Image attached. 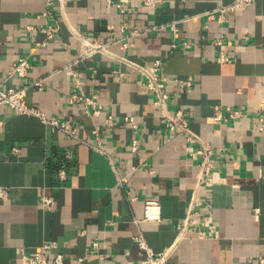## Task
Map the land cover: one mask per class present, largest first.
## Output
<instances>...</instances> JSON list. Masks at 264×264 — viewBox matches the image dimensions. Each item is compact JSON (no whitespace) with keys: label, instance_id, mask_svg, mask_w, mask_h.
Here are the masks:
<instances>
[{"label":"crops","instance_id":"1","mask_svg":"<svg viewBox=\"0 0 264 264\" xmlns=\"http://www.w3.org/2000/svg\"><path fill=\"white\" fill-rule=\"evenodd\" d=\"M231 1L0 0V85H28V104L78 136L0 105V264H30L23 256L42 243H54L47 257L62 253L66 264H133L144 256L139 234L154 252L173 244L166 264H264V0L221 13ZM53 20L60 30L35 49ZM72 27L118 57L145 66L158 60L164 109L119 58L80 59ZM30 53L28 74H11ZM77 85L93 102L88 112L71 97ZM178 111L212 150L219 181L211 186L198 184V144L167 127ZM96 135L114 167L91 147ZM43 194L54 198L51 209L39 207ZM193 198L196 229L213 227L212 235H178ZM149 200L157 220L144 219Z\"/></svg>","mask_w":264,"mask_h":264},{"label":"built area","instance_id":"2","mask_svg":"<svg viewBox=\"0 0 264 264\" xmlns=\"http://www.w3.org/2000/svg\"><path fill=\"white\" fill-rule=\"evenodd\" d=\"M126 1V0H120ZM157 0H144V4L146 6L153 5ZM252 0H232L231 2L222 5L219 10L223 13L226 10H236V9H243L247 5H249ZM209 17H213L212 13H208ZM169 27L172 31H177L176 21H172L169 24ZM61 28L60 22L58 20H53L52 22H47L44 27L41 29L43 37L37 39L35 42V49L43 47L47 45L48 41L53 37V35L59 31ZM72 33L76 37L78 44L81 46V53L80 59H84L95 54L105 55L110 58H119L123 63L134 67L138 73L144 78L146 87L153 91L155 94L154 103L160 105L162 109L165 106V98L166 93L163 91V82L159 76L157 71L158 60L153 61L152 65H142L137 62L128 60L124 57H118L114 54L108 47L107 43H101L96 41L95 39H89L83 33L79 32L77 29L71 28ZM136 30H133L135 33ZM214 45L221 47L223 45V41L221 37L215 38L213 40ZM29 54L20 55L11 71V74L16 75L17 77H25L28 72L32 69V62ZM220 61L226 60V55L224 51L220 48L219 53ZM32 85L41 88L40 81L35 80L31 82ZM186 86H189V82H184ZM28 85H21L18 87H7L0 85V105H5L12 111L17 114L27 115L31 117L38 118L42 123H45L51 127V129H56L61 131L64 135L78 138L77 133L73 127H70L65 121H62L58 118L49 117L43 111H41L38 107L28 104L26 101V92H27ZM72 99L76 101L82 100L85 104V110L88 112V108L86 105L93 103L91 99L85 96L82 88L77 85V89H75L71 93ZM229 110V116L235 117L239 114V111L236 110ZM97 113L96 110L93 111ZM220 118L219 111L215 112L214 119L217 120ZM108 122L110 121V117H108ZM126 120L132 121L131 118H127ZM1 124V120H0ZM167 127L171 132H176L181 134L185 141L189 144H198V149L192 152V155L200 156V161L198 163L199 167V174H198V184L203 186H211L213 183L219 181L218 174L214 171V166L211 160L212 150L208 145L201 144L197 135L194 134L192 131L189 123L186 119L182 118V114L180 111L176 112L174 115L167 118ZM101 139L99 136H95L94 143H91V147L94 148L99 153L104 154L111 165L114 167V161L110 154L106 153L102 146H101ZM133 147H136V141L133 144ZM14 152H18V147L14 145L12 147ZM60 177L64 178V172L60 171ZM125 181L124 178L118 177V184H121ZM6 195V188L0 187V197H4ZM198 203V201L193 198L191 201L190 207L188 212L186 213L185 217L182 221L177 225V233L178 235H185L186 233H190L192 235H196L197 237H205L212 235L214 233V228L209 227L206 230H197L196 225L198 224L197 221V212H193L192 205ZM54 204V198L51 195L43 194L39 199V207L42 209H51ZM209 206V204H206ZM196 214V215H194ZM158 206L156 201L149 200L145 202L144 208V219L145 220H157L158 219ZM135 241L140 250L144 252V256L133 264H166L170 253L173 248L172 245H168L161 249L160 251L154 252L148 246L145 238L142 234H139L134 237ZM54 243H42L39 249L35 250L31 255L26 256L24 255L23 258L27 260L30 264H66V258L62 253H56L51 258H48L46 255V250L53 246ZM91 249H98L99 242L97 240L91 241L90 244ZM82 259H77L80 262ZM259 263H264V256L259 257Z\"/></svg>","mask_w":264,"mask_h":264}]
</instances>
